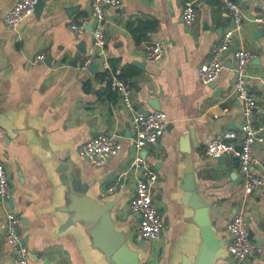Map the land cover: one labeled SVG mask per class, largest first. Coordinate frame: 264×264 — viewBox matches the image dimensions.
<instances>
[{
	"label": "crops",
	"instance_id": "1",
	"mask_svg": "<svg viewBox=\"0 0 264 264\" xmlns=\"http://www.w3.org/2000/svg\"><path fill=\"white\" fill-rule=\"evenodd\" d=\"M16 1L0 0V159L12 181L10 196L0 197V264H16L6 237L9 212L21 219L31 264H100L101 255L82 225L60 229L66 215L57 208L65 201L66 185L58 167L69 157L94 196L116 200L114 219L140 250L143 264H176L200 239L192 208L183 202L186 154L193 159L200 193L211 204L217 234L227 237L228 222L243 210L250 236L264 245V187L247 193L238 159L206 154L215 137L241 142L242 106L233 91L236 48L256 54L249 85L259 98L256 119L264 121V36L248 20L264 10V0H237L248 19L223 54L222 73L208 83L197 72L232 26L231 12L222 0H121L106 9L103 48L94 46L92 29L79 35L70 27V21L89 14L91 0H48L40 14L34 11L10 27L5 18ZM189 3L197 14L192 24L183 18ZM158 39L166 43V53L152 62L145 48ZM93 51L101 52V58L130 83L134 108L155 109L152 102L157 101L168 115L163 136L144 151L159 174L153 183L165 224L159 242L139 235V215L129 209L139 174L134 166L133 109L109 87L99 66L82 68ZM37 54H45L51 63L33 62ZM96 131L115 133L121 144L119 153L102 166L78 153ZM255 153L260 159L256 171L264 175V141L256 143ZM113 185L116 190L109 193ZM226 249L227 255L216 264H232ZM246 264H264V254L249 257Z\"/></svg>",
	"mask_w": 264,
	"mask_h": 264
},
{
	"label": "built area",
	"instance_id": "2",
	"mask_svg": "<svg viewBox=\"0 0 264 264\" xmlns=\"http://www.w3.org/2000/svg\"><path fill=\"white\" fill-rule=\"evenodd\" d=\"M39 0H17L6 14V23L10 27L20 24L35 11ZM121 0H91L90 12L80 20L70 21V27L82 34L88 30L92 23L94 46L103 48L105 45L108 19L106 9L109 6H118ZM222 5L229 9L232 15V26L229 27L221 41L214 45L211 56L206 64L197 72L206 83L216 80L225 68L223 54L232 46L234 35L240 33L245 21L250 20L257 28L262 30L264 36V10L247 18L243 6L237 0H222ZM196 10L192 3L183 9V18L187 24L196 20ZM166 53V43L154 40L147 44L145 57L147 60L157 62ZM256 54L247 48L239 47L233 51L234 82L233 91L242 106L241 142L235 143L224 137L213 138L206 146V154L213 158L232 156L238 159L242 175L244 190L253 193L264 187V175L256 171L260 159L255 153V145L264 141V121H257L256 112L259 109L258 95L251 89L250 64ZM45 54H37L33 62L43 61ZM94 62L106 74L109 87L117 92L123 103L133 109L132 131L135 148L134 166L139 171L136 178L135 191L129 201V209L139 214L138 232L145 239L160 241L163 238L164 219L160 208L153 196V183L159 179V174L144 156L145 149L159 142L168 125V115L160 109H137L133 107L132 87L130 83L119 77L114 66L101 58V52L89 53L82 63V68L88 69ZM121 148L119 137L112 132H102L98 136L84 142L78 149L80 156L90 160L96 166H102L119 153ZM116 186L109 187V193H114ZM10 196V177L6 166L0 159V197ZM7 240L15 254L16 264H31L30 249L22 241L20 231L21 219L16 214L8 213ZM229 235L228 250L233 256L232 264H246L249 257L264 254V245L254 240L249 233L248 224L243 210L228 222Z\"/></svg>",
	"mask_w": 264,
	"mask_h": 264
},
{
	"label": "water",
	"instance_id": "3",
	"mask_svg": "<svg viewBox=\"0 0 264 264\" xmlns=\"http://www.w3.org/2000/svg\"><path fill=\"white\" fill-rule=\"evenodd\" d=\"M47 1H38L35 6L36 13L42 12ZM92 28L90 23L88 29ZM79 48L84 50L82 44ZM46 62L51 63V59H46ZM136 64L144 67V62L136 61ZM97 67L98 63L94 62L91 69L96 70ZM152 106L160 109L157 101L152 102ZM99 134L100 132L96 131L92 136ZM225 158L221 157L220 160ZM57 159L62 160L58 156ZM184 162L185 172L181 184L184 190L183 202L192 208V218L199 227L200 239L195 249L181 253L176 264H216L218 259L227 255L226 246L230 238L228 234L227 237L217 234L210 215L211 204L200 193L192 157L186 154ZM58 170L62 173V181L66 185L65 201L57 208L66 215L60 229L82 225L87 231L90 245L101 255L100 264H143L140 250L132 245L127 230L119 227L114 219L113 208L116 200L104 199L101 194L94 196L90 192L89 183L82 177V170L71 157L62 160ZM22 241L26 242L25 239Z\"/></svg>",
	"mask_w": 264,
	"mask_h": 264
}]
</instances>
